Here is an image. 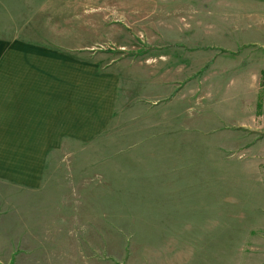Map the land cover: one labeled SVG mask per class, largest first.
I'll list each match as a JSON object with an SVG mask.
<instances>
[{"label":"rangeland","instance_id":"1","mask_svg":"<svg viewBox=\"0 0 264 264\" xmlns=\"http://www.w3.org/2000/svg\"><path fill=\"white\" fill-rule=\"evenodd\" d=\"M234 25L264 30V1L0 0V45L107 59L119 77L109 130L52 155L27 195L0 183V264H241L264 249V99L213 75Z\"/></svg>","mask_w":264,"mask_h":264},{"label":"crops","instance_id":"2","mask_svg":"<svg viewBox=\"0 0 264 264\" xmlns=\"http://www.w3.org/2000/svg\"><path fill=\"white\" fill-rule=\"evenodd\" d=\"M230 33L228 69L213 75L229 76L240 89L246 84L248 95L252 89L247 97L264 99L263 28L234 25ZM8 46L0 45V183L27 195L43 184L52 155L64 146L89 144L109 130L119 77L103 71L107 59H77L26 44ZM251 253L241 264H264V249Z\"/></svg>","mask_w":264,"mask_h":264}]
</instances>
